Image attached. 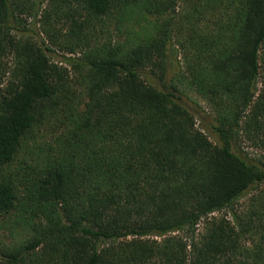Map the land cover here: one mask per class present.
Masks as SVG:
<instances>
[{
  "label": "trees",
  "instance_id": "1",
  "mask_svg": "<svg viewBox=\"0 0 264 264\" xmlns=\"http://www.w3.org/2000/svg\"><path fill=\"white\" fill-rule=\"evenodd\" d=\"M242 137L264 149V0H0V213L32 236L0 264H264Z\"/></svg>",
  "mask_w": 264,
  "mask_h": 264
},
{
  "label": "rangeland",
  "instance_id": "2",
  "mask_svg": "<svg viewBox=\"0 0 264 264\" xmlns=\"http://www.w3.org/2000/svg\"><path fill=\"white\" fill-rule=\"evenodd\" d=\"M181 4V2H180ZM180 8V7H179ZM31 19H28L30 22ZM41 24L32 25V27L38 31L40 29ZM113 26L109 25V28L106 29V31H109V35L113 37V40L116 39V36L114 35V32L112 30ZM40 36L45 38V35H43L40 31ZM46 40V38H45ZM180 58V56H179ZM178 58V59H179ZM173 62L175 63V59L171 58ZM261 88V82L259 80L257 84V89L260 90ZM184 101L187 102V104L191 105L193 109H196L197 111L204 112L203 120L199 121L196 120V126L202 130L204 133L207 132V130H210L209 123L212 121V114L210 113V108L206 104L205 101H203L199 96H197L194 93H189L188 96L184 97ZM207 115V117H205ZM205 117V118H204ZM44 135L42 138L44 141H52V131L51 129L45 130L44 132H41ZM212 133V130H211ZM211 137H213V134H210ZM236 152H238L242 156H247L249 158L253 159H261L264 162V149H260L257 146H255L254 143L250 142L247 138L244 139L242 137L240 139V143L236 147ZM29 158V157H28ZM246 200V199H245ZM244 200L241 201L243 203ZM215 216L219 215V213H214ZM20 219V218H16ZM203 222L199 224V229L202 230ZM31 231L28 228H23L19 221L17 223L15 221H11L8 219V216H4L0 213V251H4V248H20L24 247L25 243L31 238ZM41 251V246H39L36 249V252ZM6 252V251H5Z\"/></svg>",
  "mask_w": 264,
  "mask_h": 264
}]
</instances>
